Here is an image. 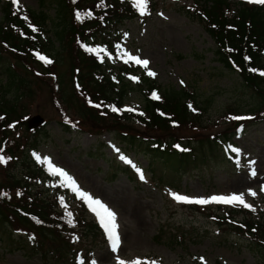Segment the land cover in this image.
I'll use <instances>...</instances> for the list:
<instances>
[{
    "label": "trees",
    "instance_id": "1",
    "mask_svg": "<svg viewBox=\"0 0 264 264\" xmlns=\"http://www.w3.org/2000/svg\"><path fill=\"white\" fill-rule=\"evenodd\" d=\"M38 1L41 8L33 11L21 9L12 0H0V78L6 80L0 92V155L11 158L0 163V247L10 246V252L20 251L29 261L39 256L42 264H88L98 252V242L107 240L104 226L86 215L85 203H68L60 189L48 187L50 169L36 159L40 153L36 135L44 126L30 131L23 121L28 112L25 102L43 93L44 83L57 82L51 101L61 115V130L72 134L84 124L99 134L113 131L127 158L143 156L147 159L143 169L160 180V167L170 168L179 178L210 163H240L232 151L238 149L235 137L240 133L230 132L229 126L216 135H184L190 125L202 127V114L210 101L200 109L202 113H195L190 107L198 105L195 96L182 89H163L149 76L113 62L120 54L113 49L118 27L139 16L134 0ZM194 2L196 18L217 46L216 61L252 93L249 115L254 121L249 122H263L264 6L235 3L236 14L230 15V0ZM50 8L54 17L46 11ZM47 32L51 38L45 36ZM101 42L109 47L108 53ZM41 56L52 63H45ZM136 91L143 96L141 112H125L129 94ZM70 107L85 120L72 119ZM113 107L119 111H112ZM99 153L103 154L101 149H95L90 156L100 157ZM61 186L68 191L65 183ZM198 209L207 213L204 207ZM212 216L219 228L225 226L219 231L245 239L250 252L264 264V203L257 214L224 207ZM193 259L200 264L197 257Z\"/></svg>",
    "mask_w": 264,
    "mask_h": 264
},
{
    "label": "rangeland",
    "instance_id": "2",
    "mask_svg": "<svg viewBox=\"0 0 264 264\" xmlns=\"http://www.w3.org/2000/svg\"><path fill=\"white\" fill-rule=\"evenodd\" d=\"M193 3L194 0H148V14L124 22L118 32L126 49L124 52L149 61L148 68H144L129 60L135 68L146 73L154 72L152 77L163 89H182L195 96L196 107L200 109L210 101L204 111L202 127L197 129V126L190 125L183 134L211 136L225 132L231 126L225 121L226 115L233 113L231 111L251 113L253 96L250 91L242 89V81L237 75L224 73L216 61L217 46L204 23L196 18L194 8L189 9ZM19 6L33 11L41 8L38 0H19ZM229 10H236V7L231 5ZM46 11L51 17L55 16L53 9ZM46 29L48 31V27ZM46 35L52 36L50 32ZM5 83L6 80L0 78V92ZM56 83L55 80L44 83L43 93H36V97L25 102L28 108L25 117L39 115L47 122L36 135L37 142L40 139L39 156L43 163L47 164L43 158H50L55 166L66 170L83 191L101 200L116 214L119 251L114 253L111 242L105 243L101 239L94 258L97 264H118V259L126 262L140 259L156 264H197L193 256L203 257V264H261L250 252L245 239L236 238L229 232L220 231L221 234L217 235V228L225 227L219 228L211 215L197 213L198 210L190 207L191 203L179 202L173 194L205 200L213 196L243 194L245 200L247 197L250 201L255 197L261 200L264 195L261 190L264 186V121L245 124L244 136L235 139L247 163L244 168L237 170L227 162L210 163L177 178L170 168L160 167L158 171L162 180L157 177L152 182L147 180L140 184L139 175L120 158L123 151L113 131L99 134L100 131L84 124L80 125L81 129L72 130V134L60 129L61 115L51 101ZM142 97L138 91L129 94L124 110L138 112L144 105ZM69 114L72 119L85 120L71 107ZM35 124L33 121L31 125ZM100 143L104 147L97 146ZM95 149H101L104 158L100 153V157H91L90 152ZM129 159L147 167V159L143 156L131 154ZM252 169H255L256 176L250 175ZM251 191L256 195L252 196ZM89 211L90 218L100 221L91 208ZM226 238L227 243H224ZM233 242L234 246H231ZM9 249L10 246L0 247V264H42L39 256L29 261L20 251L10 252Z\"/></svg>",
    "mask_w": 264,
    "mask_h": 264
},
{
    "label": "snow or ice",
    "instance_id": "3",
    "mask_svg": "<svg viewBox=\"0 0 264 264\" xmlns=\"http://www.w3.org/2000/svg\"><path fill=\"white\" fill-rule=\"evenodd\" d=\"M135 4L139 7L140 9V14L141 15H147V3L148 0H134ZM247 2L249 3H259V4H264V0H247ZM13 4L19 5V0H12ZM100 5H98L99 7ZM81 13L78 11L76 13V17L77 19L81 18ZM86 15H91V12H88ZM25 19H27L25 17ZM119 47V46H117ZM89 52H94L96 51L95 49L92 48H87L86 49ZM122 56H127L128 59H126L124 62L128 63L129 60L135 62L136 64L141 65L144 68H148L149 65V61L148 60H142L139 57L133 56L127 52H122L121 53ZM40 59L44 60L45 63H52V61L47 60L45 57H39ZM149 76H155L154 72L149 71L147 73ZM260 75L264 76V72H260ZM133 79H137L135 77H133ZM153 98L154 99H158L159 97H157L155 94H153ZM97 107H99V105H96ZM191 107V106H190ZM128 111H133L132 109H127ZM112 111H119L118 109H116L115 107L112 108ZM141 115H143V113H140ZM0 119H3V117H0ZM233 119H246L243 117H233ZM10 127H14V125H10ZM0 151H2V149H0ZM117 152H119V149H116ZM232 151L236 152L237 154H239V149H232ZM35 155V154H34ZM122 160H125L126 163L132 165V167H136L135 164H133V162L130 159H127L124 156L120 157ZM8 159H11L10 157H5L3 155H0V163H7ZM36 159L38 161H41V157L39 155H36ZM45 161H47L48 167L50 169V172L53 176H59L61 177L66 185H69L79 196V198H81L82 200H85L88 204L89 207L91 208V210L99 217L100 222L102 223V225L105 227L109 238H110V246H111V250L116 253L119 251V246H120V236L118 233V225L116 223V214L114 211H112L106 204H104L101 200L93 197L90 193H87L85 191H83L80 186L78 185V183L75 181V179L73 177L70 176L69 173L66 172V170L59 168L57 166H55L50 158H43ZM254 163V161L252 162ZM137 171H139V169H137ZM256 171L255 169H252L250 175L252 176H256ZM143 174H141V179H143ZM261 190L264 191V186L261 187ZM250 194L252 196H255L256 193L254 191H251ZM173 198L176 199L179 202H184V203H197V204H208V203H219V204H230L233 206L239 205L242 206L244 208L250 209L252 211H255V209L252 207V205L248 204L245 201L244 195L243 194H232L230 196H213L210 199H190L188 197H184V196H180L178 194H173ZM68 216L71 217L72 213H68ZM71 222V221H69ZM243 227V226H242ZM253 231H255V229H253ZM201 260H203V258H201ZM81 264H84L83 261H81ZM91 264H97V262L95 260L91 261ZM118 264H156L155 261H147V260H140V259H136L133 260L131 262H126L122 259H118Z\"/></svg>",
    "mask_w": 264,
    "mask_h": 264
},
{
    "label": "water",
    "instance_id": "4",
    "mask_svg": "<svg viewBox=\"0 0 264 264\" xmlns=\"http://www.w3.org/2000/svg\"><path fill=\"white\" fill-rule=\"evenodd\" d=\"M33 121H35L36 124L32 126L31 124H32ZM42 123H43V119L39 118V116H36V118H34V119L31 121V123H29V127H30V128H36V127H38L39 125H41Z\"/></svg>",
    "mask_w": 264,
    "mask_h": 264
},
{
    "label": "bare ground",
    "instance_id": "5",
    "mask_svg": "<svg viewBox=\"0 0 264 264\" xmlns=\"http://www.w3.org/2000/svg\"><path fill=\"white\" fill-rule=\"evenodd\" d=\"M34 118H36V117H34ZM34 118H33V119H34ZM33 119H31V120L29 121V123H31V121H32Z\"/></svg>",
    "mask_w": 264,
    "mask_h": 264
}]
</instances>
